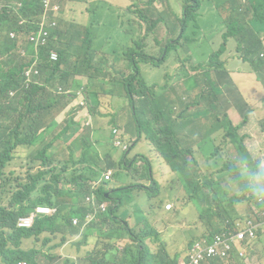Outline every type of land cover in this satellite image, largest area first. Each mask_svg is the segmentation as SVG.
I'll return each mask as SVG.
<instances>
[{
	"label": "trees",
	"instance_id": "16d2710c",
	"mask_svg": "<svg viewBox=\"0 0 264 264\" xmlns=\"http://www.w3.org/2000/svg\"><path fill=\"white\" fill-rule=\"evenodd\" d=\"M246 1V5L232 9L229 32L238 43V52L241 54L244 52L243 62L247 56H255L247 64L244 72L255 74L264 85V48L259 42L260 36L264 35V0ZM148 3L152 5L153 0ZM44 5L58 7L59 3L57 0H0V261L2 264H16L20 261L39 264L40 259L46 256L42 252L43 249L55 252L66 243L79 238L85 240L91 235H95L97 239L91 252L95 250L100 252L87 257L90 264H110L111 260V264H136L137 261L138 264H150L147 257L152 253L162 257L165 264L189 262V252L193 243L190 244L183 258L178 255L171 257L165 244L162 245L160 238L152 234L146 216L141 214L135 218L133 228L118 216L122 197L113 198L111 193L104 189V184L111 178L108 180L101 178L99 182V179L94 180L114 167L113 153L106 146L115 147L122 152L118 166L133 167L141 162L142 173L136 179L128 174L132 179L131 184L113 192L138 191L153 200L151 193L154 191L150 188L151 184L146 186L135 183V180L139 182L149 180L154 188L158 189L157 176L151 173V163L146 157L139 155L129 159L131 147L129 150L125 148L121 132L112 130L110 134L106 132V128H97L96 131L87 134L82 142L69 144L65 149L63 162H56L52 156L46 155L45 151L41 154L31 150L41 144L45 136L55 127L54 113L63 107L67 112L64 123L67 128L62 134L68 135L67 139L74 134L70 128L78 126L73 121L76 120L75 111L79 109L75 106L78 104L75 101L76 94L80 91L87 95L90 104L95 108L100 107V97L107 96L117 99L119 107L125 109L120 104L121 98H124L133 114H130L131 117L136 115L137 107L132 98L133 93L142 97L138 107L140 109H150V101L157 98L160 104H167V108L158 109L150 120L135 117L137 135L138 138L144 136L165 161L170 171L175 174L185 194L195 205L199 220L207 224L211 237L221 233L227 222L232 223L237 218L244 225L239 216L232 221L227 218L228 211L236 213L235 207L238 204L249 202L248 210L251 216L258 217L264 213V204L258 203L251 196H245L244 191L237 187L235 171L237 165L228 160L229 152L223 153L222 147L225 146L230 147L237 154L239 161L247 155L243 137L239 135V127L230 126L226 115L227 109L219 107L221 92L217 86L212 85L206 70L200 76H191L179 68L176 72L177 85L170 87L171 95L182 103L197 105L203 101L209 107L208 110L193 114H184L182 111L176 115L175 100L167 95H158L150 99L145 96L141 88L137 91L133 86L132 89H128V85L131 84L128 79L127 82L119 84L125 89V93L121 91V87L117 92L110 87L105 88L106 84L109 85L105 75L113 71L119 72L117 69L124 63L132 79L138 78V83L147 85L146 81L141 79L139 66L134 60L148 68L159 67L160 63L167 61L169 51L175 48L179 40L184 39L189 42L192 37L195 41L202 32L203 24L200 20L202 0H183L181 15H176L174 21L169 22L171 34L178 29L180 35L176 39L168 38L166 52L161 49L159 59L145 53V41L148 33L156 29L164 20L148 19L140 15L139 21L134 22L140 27L139 31L133 30L130 19L117 25L116 21H107L105 16L103 22L95 20L87 34L83 33L79 26L71 24L66 25L63 30L50 28L51 36L47 43L35 55L33 48L28 46L26 49L29 55L24 60L16 54L17 40L21 35L38 28L34 18L41 14V6ZM218 9L217 5L216 10ZM58 15L61 17L60 11ZM141 23L146 24V29H143ZM119 26L123 33H119ZM106 27L109 29L106 30ZM89 34L92 35L91 40L87 37ZM54 35H57L58 39H53ZM99 40L106 48V54L101 58L92 55L99 51ZM85 42L88 46L77 44L85 45ZM13 47L16 52H13ZM224 47V45L220 47L217 57L224 52ZM52 52L57 55L55 56L57 60L51 58ZM121 57L125 58L119 60ZM68 60L100 61L97 64H87L78 68ZM107 60H113V63L109 65ZM213 61L217 62L214 66L218 70L217 75L225 79L223 64L218 63L217 60H209L208 64ZM119 63L122 65L117 66ZM27 67H32L29 77L23 75ZM90 67L96 69L93 73L87 74L85 70ZM175 68L176 66H172V69ZM105 69L108 70L106 74L102 73ZM239 73L242 75L243 72ZM203 76L211 86L210 97L201 96ZM84 78H87L86 86L83 85ZM95 81L101 83L90 84ZM178 83H181L182 87H179ZM57 86L68 93L57 95L48 90V88L56 90ZM97 88L103 89L100 94ZM193 91H197L195 97L190 96ZM229 93L232 96L234 112L241 115L242 123H246L247 113L251 110V96L235 85ZM233 97L244 99V104L242 101H234ZM63 102L64 105H61ZM48 109L51 110L47 117L44 120H37ZM122 111L111 114L114 117L127 114ZM202 117H213L214 126L210 129L201 121ZM261 130L264 133L263 122H261ZM97 131H101L103 136L96 137ZM219 132H224L225 135L222 136ZM59 137L56 136L53 140ZM23 149L30 150L29 153L24 152L21 156L26 168L24 184L18 181L19 178L14 172H7L16 152ZM199 158L203 160L204 168L199 165ZM38 166H43L41 171L28 175L30 169ZM208 169L216 170L217 181L210 179V175L207 174ZM19 175L22 177V174ZM230 189L236 191L239 196L230 198ZM87 197H90L93 203H104L107 211L104 214H97L95 219L85 225L88 216L93 215V205L91 201L86 202ZM41 206L55 211L49 215L37 216L31 228H21L20 220L31 214L36 207ZM73 218L79 220L77 226L72 225ZM261 238L258 232L246 246L244 264H249L254 246ZM123 240L127 243L120 246L119 243ZM25 241H30L29 248H24ZM156 243H159L158 248L153 252L149 244ZM152 264H158L157 257Z\"/></svg>",
	"mask_w": 264,
	"mask_h": 264
},
{
	"label": "rangeland",
	"instance_id": "374dc122",
	"mask_svg": "<svg viewBox=\"0 0 264 264\" xmlns=\"http://www.w3.org/2000/svg\"><path fill=\"white\" fill-rule=\"evenodd\" d=\"M60 7H61V19L59 21V28L62 30L68 24L79 26L82 29V32H86V28L90 26L91 18L97 21H102L104 16L107 21L113 20L117 22V25L121 24V22L127 21L130 19L132 21L133 30L139 31V26L134 23L138 21L139 15H144L150 19H157L163 18L165 20H173L174 14L180 15L181 7H182V0H153L154 3L152 6L148 5L150 0H128L117 2V0H57ZM218 0H203V10H202V20L206 23V28L204 30L203 36H201L199 42L197 44H192V52L188 53L186 49V45L184 42L181 41V44L176 51H172L165 63H160L159 67H151L148 68L144 65L138 63L139 66L141 79L146 81L147 85H143L138 83V78L132 79L130 77V71L125 66V63L117 69L119 72H109L105 75L106 82H109V85H105L106 87H110L113 91L117 92L124 82L130 81L131 84L128 85V89H132V86L135 91L139 90L140 88L144 90L145 96L148 98H153L158 95H167L171 97L176 102V107L174 112L176 115L180 114L182 111L184 114H193L195 112H200L203 110H208L209 107L203 101L199 102L197 105H186L173 97L170 93V85L175 84V75L179 68L182 66L184 67L185 71L189 74H195L199 68H195L199 63H204L208 60V57L214 52L215 49H218L220 43L223 42L222 35L226 32L227 27V20L226 16L227 13L225 9L229 6V2L226 0L221 1V9L219 11L220 20L213 19L210 14L208 13L212 4L216 3ZM244 4V3H243ZM119 33H123L124 31L120 28L118 29ZM168 27L164 23H160L155 31H151L148 33L146 38V52L151 56L159 59L160 58V51L164 47L167 39ZM54 39H58L57 35L53 36ZM259 42L261 43L262 47L264 48V35L260 36ZM83 47L88 46L85 42V45L82 43H77ZM100 48L97 54H92L97 56L98 58L103 57L106 54V48L102 45L101 41L99 40ZM245 51V49H244ZM13 52H16L13 47ZM17 54V53H16ZM189 54L193 55L192 60H188ZM244 52L241 54L240 60L244 58ZM255 56H247L244 63L241 65L239 62L234 60H224L225 65L223 67V72L226 75V79H221L217 73L218 70L214 68L216 65V61L210 62L207 65V74L212 83V85L217 86L219 91L221 92L220 99V108H226V115L229 118L230 126L233 123L234 117V110L232 108L233 100L232 96L229 93L232 87L234 86V82L237 78L244 79L243 76H238L236 73L244 72L246 69L247 63L251 62ZM57 60V57L54 58ZM71 64L78 68H82L87 64H97L100 60H68ZM111 61V60H110ZM172 66H176L175 69H172ZM205 71V70H204ZM251 76L247 77L244 80H240L239 86H242L240 90L245 94L250 93L251 96H254L252 92L246 90V83L250 80ZM101 83V81H95L90 84L97 85ZM123 93H125V89L123 87L120 88ZM98 93L100 94L103 89L97 88ZM153 94H151L150 92ZM212 95L211 86L208 83L207 79L203 76L201 80V96L210 97ZM133 101L136 107V115L131 117L132 114L130 108L121 109L118 105L119 101L117 99H112L111 97L101 96L100 97V107L95 108L90 104V101L83 91H80L76 94V100L78 104L75 106L78 111H75L76 120L80 121L83 119L82 123H78V126H71L70 130L74 131V134L71 135L68 139V135H63L62 131L66 129L64 125V121L67 118V112L65 111L63 115L58 113L56 115L55 127L45 136L44 141L33 147L31 150L38 151L42 154L45 151L46 155L52 156V158L56 162H63L65 161V149L69 144H75L82 142L87 134H91L94 130L96 131L97 128H106V132H110L113 129H117L122 134V139L125 144L131 147V152L129 155V159L134 157L135 155H139V157L143 156L146 158L151 159L152 164V175L153 173L157 176L158 182V189L154 188L153 184L149 180L145 181H136V184H144L146 186H150L154 191L151 193L152 199L154 201L159 200L160 197H166L167 195L173 196V201L166 202L163 201L160 205L162 211L168 215L167 219H162V221L152 223V228L154 229L155 233L160 238V243L163 245L165 244V248L171 257L178 255L180 258H183L186 254L187 249L189 248L190 244L194 241L203 238L209 237L210 231L208 230L207 224L203 223L199 220V214L196 210L195 205L190 201L189 197L185 194L183 187L181 186L180 182L178 181L177 177L169 170L168 166L165 162L158 156V154L153 150H150V145L143 141L142 138H138L137 129H136V120L135 117L141 120H150L152 119V115L160 108H167V104L159 103L158 98L153 99L150 101V109H140L139 101L142 99L136 93L132 95ZM124 103L128 107L127 101L124 98ZM234 101L239 102L242 101L244 104V99L239 100L234 98ZM64 105V102L63 104ZM263 103L261 104V108L258 109L256 102H252L251 109L262 110ZM56 107V106H55ZM53 107V108H55ZM51 108V109H53ZM46 110L45 114L39 116L37 120H44L48 112L51 110ZM120 110H123L127 114L119 115V117H114L111 113H117ZM133 115V114H132ZM262 116H264V112H262ZM231 117V118H230ZM201 121L209 126L211 129L214 126V118H205L202 117ZM264 123V118L262 119ZM241 123V117L239 121L235 122V125ZM258 121L253 120L250 126L247 124L240 130V135H243L244 132L252 133L258 132ZM234 124V123H233ZM109 134V133H108ZM111 134V132H110ZM220 135L224 136V132H219ZM99 135L103 136L101 131L96 132V137ZM60 136L58 139L53 140L54 137ZM134 139V140H133ZM200 138H198L199 140ZM136 142V143H135ZM250 148L247 151V154H251L254 158H264V134L260 135L259 141L257 143L247 144ZM29 147V146H25ZM113 147V146H112ZM107 149L111 150L113 153V162L114 167L111 168L112 171V178L109 182L104 184L105 190H112L114 188L124 187L131 184V180L128 176L130 175L131 178L136 179L139 174L142 173V163L139 162L133 166L127 167H120L118 163L122 156L121 150L113 147L106 146ZM223 153L229 152L230 157L228 160L233 161L237 166L239 165L240 161L238 160L237 154L230 148L223 146ZM29 153L30 150L23 149L18 150L16 152V156L12 161L11 165L7 169V172H14L16 177H18V181L24 184L26 182L25 171L26 168L24 163L21 161L22 154ZM199 165L204 168L203 160L201 158L198 159ZM43 166H38L32 168L28 171V175L36 174L38 171H41ZM19 174H22L20 177ZM129 174V175H128ZM207 174L210 175V179L215 181L218 180L216 175L215 169H208ZM27 175V177H28ZM94 179V180H98ZM149 188V189H150ZM158 193V195L154 198V196ZM113 197H117L119 192L111 193ZM244 195L250 197V194L244 192ZM122 196L124 197L125 205L128 207H132L134 210L140 209L148 201L147 196L145 193H139L138 191L127 192L123 193ZM239 194L230 189L229 197L230 198H237ZM171 205V209L167 210L166 206ZM125 208V210L128 209ZM249 207V202H243L242 204L236 205V213L228 211L227 218L232 221L239 215L245 213ZM158 214V213H157ZM158 216V215H157ZM212 218V216H211ZM207 220V217H206ZM164 222V223H163ZM131 226L134 225V222L131 221L129 223ZM138 230V229H136ZM148 240V239H147ZM152 240V239H149ZM31 245L30 241H25L24 248H29ZM89 247V240L83 243V248L87 249ZM149 248L155 252L158 248V243L156 244H149ZM45 255L50 254V250L43 249L42 251ZM100 250H95L91 252L89 256L96 255ZM157 257L158 264H165L162 257L156 256V253L150 254L147 259L150 260V264L154 261ZM55 258H58L55 255ZM112 262V260H111ZM138 264V261L136 262ZM249 264H264V238H261L258 243L255 244L253 252L251 253Z\"/></svg>",
	"mask_w": 264,
	"mask_h": 264
},
{
	"label": "built area",
	"instance_id": "2783aa9c",
	"mask_svg": "<svg viewBox=\"0 0 264 264\" xmlns=\"http://www.w3.org/2000/svg\"><path fill=\"white\" fill-rule=\"evenodd\" d=\"M42 9V15L38 20H36L38 28L21 35L17 40V47L22 58H27V52L24 48L25 43L31 44L35 52H37L47 43L48 38L51 36L50 28L57 27L58 19L60 18L58 15L60 7H50L48 5H44L42 6ZM50 56L54 60L55 56L57 55L52 52ZM31 72L32 67H27L24 70L23 75L25 74L27 77H29ZM114 130L119 131L117 129ZM125 148H128L126 144ZM111 175L112 172L107 171L101 176V178L108 180L111 178ZM101 178H99L98 182L101 180ZM86 202H90L91 205H93V215L88 216V220L86 221L85 225H87L91 220L95 219L97 214H103L107 211L106 205L104 203H93L90 197L86 198ZM166 209L170 210L171 205H167ZM54 211L55 209H50L44 206L36 207L31 214L20 220L19 226L22 228H30L37 216L49 215ZM241 218L244 225L239 219H237L234 227H226L221 234L216 235L211 240L202 238L195 241L189 252L188 264H203L208 260L216 259L227 261L230 259L233 250H236L241 260L244 261L246 258V246L254 239L258 232L260 233L261 237H264V213L260 214L258 217H255L251 216L248 212ZM78 224L79 220L77 218H73L72 225L77 226ZM18 264L26 263L20 262Z\"/></svg>",
	"mask_w": 264,
	"mask_h": 264
},
{
	"label": "crops",
	"instance_id": "0c3cea01",
	"mask_svg": "<svg viewBox=\"0 0 264 264\" xmlns=\"http://www.w3.org/2000/svg\"><path fill=\"white\" fill-rule=\"evenodd\" d=\"M82 1H85V0H82ZM121 1H125V0H117V2H121ZM229 1L232 2V1H238V0H229ZM235 48H236V45L234 44V42H232V41L229 42L228 45H227V49H226L224 55L222 56L221 60H223V61L224 60H234L236 62H239L242 65L244 62H242L240 60L239 54H237L235 52ZM224 65H225V62H224ZM95 69H96L95 67H90V68L86 69L85 72L87 74H89L91 71H94ZM236 74L238 76H243L244 79H246L247 77L251 76L250 80L246 83V90H248V91L253 93L254 96H251L250 93H248V94L251 96L252 102H256V104L258 106V109H260L261 108V104L263 103V105H264V92L262 90L261 84L256 81V75L255 74H249V73H246V72H243L242 75H239L240 74L239 72L236 73ZM224 75H225V73H224ZM225 79H226V75H225ZM244 79H242L240 77L237 78L236 79L237 82L236 83L234 82V85L236 87H238V88H241L242 86H239V82H240V80H244ZM84 80H85V83L83 85L86 86L87 85V79L84 78ZM120 104L125 109H127V107L124 104L123 100H120ZM65 111H64V107L61 108L60 110L56 111L54 113L55 119H56V115L58 113L61 112L60 114L63 115ZM262 112H264V106H263V109L261 111L260 110L254 111V109H251L250 113L248 115V121L246 123H242V117H241V115L239 113L236 112V113H234V116H232V117H234V119H233V123L234 124L232 123V125L235 126V127H239V134H240V130L246 124H247V126L248 125L250 126V124H252L253 120H257L258 121V123H257V125H258V130L257 131L258 132H254V131L252 133L244 132V134L241 135L243 137V141H244V144L246 146L247 151L250 150V148L247 146V144L257 143L259 141L260 135L263 134V132L261 130V122H262V119L264 118V116H262ZM240 117H241V123L238 124V125H235V122L239 121ZM73 122L76 125H78V123H82L83 122V119L81 120V122L78 121V120H75ZM63 123H66V122L64 121ZM192 125H194V124H192ZM195 129L197 131L196 127H195ZM143 141L148 143L145 140V138L143 139ZM149 148H150V150L154 149L151 146ZM149 161L151 163V159L150 158H149ZM151 173H152V171H151ZM124 187H126V186H124ZM234 187L236 188V185ZM119 188H123V187H119ZM119 188H114L112 190L119 189ZM109 192L112 193L111 190ZM113 193H116V192H113ZM123 193H125V192L121 191L117 195V197H119V196L122 197V205L120 207L118 216L120 218L126 220V222L131 223V221L134 222L135 218L139 217L142 214L143 216H146L148 225L151 227L152 234L153 235H157L155 233L154 229L152 228V223L151 222L153 220H154V222L162 221V219L164 220V219L168 218V215L165 214V212L162 211V208H161L160 204L162 203V201H166V202L173 201V196L167 195L165 198L164 197H160L159 200H157V201H154V199L150 200L148 198V201L145 204V206H143L140 209L134 210L132 207H128L127 205H125L124 197L122 196ZM111 196H112V194H111ZM117 197H113V198H117ZM127 207H128V209L124 211V209L127 208ZM131 227L133 228L134 226H131ZM87 240H89V247L87 249H84L83 248V243L85 241H87ZM96 240H97L96 236L95 235H91L85 240L79 238V239H77V240H75L73 242L66 243L60 250L55 251V252H51L50 251V254H46L45 257L40 259L39 264H90V262L87 260V257H88V254L94 249L95 244H96ZM126 243H127V241L123 240V241H121L119 243V245L120 246H124ZM55 255H57L58 258H55ZM0 264H2L1 261H0ZM206 264H244V262L239 260L237 255L234 254L233 255V259L231 261H229L228 263H222V262H219V261H215V262L206 263Z\"/></svg>",
	"mask_w": 264,
	"mask_h": 264
},
{
	"label": "clouds",
	"instance_id": "9594fccd",
	"mask_svg": "<svg viewBox=\"0 0 264 264\" xmlns=\"http://www.w3.org/2000/svg\"><path fill=\"white\" fill-rule=\"evenodd\" d=\"M125 1H127L128 2V0H125ZM151 1V0H150ZM206 1H209V0H206ZM227 2H229V6L225 9V12L227 13V16H226V20H227V27H226V32L222 35V40H223V42L222 43H220V46H219V48L218 49H215L214 50V52L208 57V60L206 61V62H202V63H199L195 68H199L198 69V71L195 73V74H193V75H191V74H189L187 71H185V69H184V67L182 66L180 69L181 70H183L185 73H187V74H189V75H191V76H194V75H197V76H200L201 75V73L204 71V70H206L207 69V65H208V62H209V60H217L218 61V63H221V64H223L224 65V61L223 60H221V58H222V56L224 55V53H225V51H226V49H227V45H228V43L229 42H234V44L236 45V48H235V52L237 53V54H239V57H241V53L240 52H238V50H237V48H238V43H237V41H236V39H235V37H233L232 36V34L229 32V27L231 26L230 25V20H231V18H232V9L233 8H238V7H242V6H244V5H246V3H247V1L246 0H238V1H229V0H226ZM202 2H203V0H202ZM119 3V2H118ZM153 3H154V1H153ZM153 3H152V5H153ZM244 3V4H243ZM148 5L149 6H152L151 4H149L148 3ZM219 6V9L218 10H216V6ZM20 5H18V7H19ZM59 7H60V5H59ZM182 7H183V0H182ZM182 7H181V12H182ZM41 8H42V6H41ZM220 9H221V1L220 0H218L216 3H214V4H212L211 5V7H210V9H209V11H208V13L210 14V16L213 18V19H215V20H220L221 18H220V15H219V11H220ZM202 10L203 9H201L200 10V20L202 21V24H203V26H202V32H201V34L195 39V41H193L192 40V37H191V39H190V41L189 42H186L184 39H181V40H179L178 42H177V44L175 45V48L174 49H172V50H170L169 51V53H171L172 51L174 52V51H176V49L180 46V45H182L181 44V41H183L184 42V45H186V49L188 50V53H191L192 52V48H191V45L192 44H197L198 42H199V40H200V38H201V36H203V34H204V30H205V28H206V23L202 20ZM42 12H43V9H42V11H41V14L37 17V18H34L35 20H38L39 18H40V16L42 15ZM60 12H61V7H60ZM181 12H180V15H181ZM62 13V12H61ZM141 15V14H140ZM139 15V16H140ZM177 14H174V19H175V16H176ZM180 15H178V16H180ZM61 16H62V14H61ZM141 16H143V17H146V16H144V15H141ZM148 18V17H147ZM60 19H61V17L58 19V23H57V27L55 28V29H60L59 28V21H60ZM148 19H150V18H148ZM158 19V18H157ZM159 19H163V18H159ZM174 19L173 20H165V19H163L164 21L163 22H161V23H164V24H166V26L168 27V33H167V39H166V42H167V40H168V38H173V39H176L177 37H178V35H180V32H179V30L177 29V30H175L174 31V33L173 34H171V30H170V25H169V22H172V21H174ZM138 21H139V18H138ZM137 21V22H138ZM94 22H95V20L94 19H92L91 18V23H90V26H88L87 28H86V34L88 33V29L90 28V27H92L93 25H94ZM142 24V26H143V29H146V24H144V23H141ZM160 24V23H159ZM158 24V25H159ZM72 25V24H71ZM74 26H76V25H74ZM157 28V27H156ZM109 28L108 27H106V30H108ZM63 30V29H62ZM156 29H154L153 31H155ZM151 32V31H150ZM87 37H88V39H92V35H87ZM226 37V38H225ZM146 44V43H145ZM225 46L224 47V52L222 53V54H220L218 57H217V53H218V51H219V49H220V47L221 46ZM28 46H31L32 48H33V46L31 45V44H28V43H25V45H24V48H25V50H26V52H27V47ZM165 46H166V43H165V45H164V47L162 48L165 52H166V50H165ZM147 47V46H146ZM146 47H145V53L147 54V55H150V54H148L147 52H146ZM33 50H34V48H33ZM38 52V51H37ZM37 52H35V50H34V54L33 55H35V54H37ZM17 54L19 55V57L20 58H22L21 56H20V54H19V49H18V47H17ZM29 54H28V52H27V56H28ZM125 57H121L119 60H123ZM192 58H193V55L192 54H189V56H188V60H192ZM22 59H24V60H26V58H22ZM108 62H109V65H111L112 63H113V60H107ZM242 62H243V60H241ZM248 64V63H247ZM120 65H122V64H117V66H120ZM96 68H97V66H96ZM94 71H91V73H93ZM102 73H108V70H104ZM99 74V73H98ZM177 75V74H176ZM176 75H175V84L174 85H170V87H175L176 85H177V79H176ZM87 79V78H86ZM256 81L257 82H259L260 84H261V86H262V90H263V92H264V85L262 84V82L261 81H259L258 79H257V76H256ZM178 86L179 87H182V84L181 83H178ZM48 90L49 91H51V92H53V93H56L57 95H61V94H64V93H68V91L67 92H63V90L60 88V87H58L57 86V88H56V90H52V89H50V88H48ZM196 94H197V91H193L191 94H190V96L191 97H195L196 96ZM128 108V107H127ZM249 113H250V111H249ZM249 113H247L248 115H249ZM248 115H247V118H248ZM114 130V129H113ZM264 134V133H263ZM240 135V134H239ZM241 136V135H240ZM144 137V136H143ZM136 143V142H135ZM243 143H244V141H243ZM127 145V144H126ZM150 145V144H149ZM151 146V145H150ZM244 146H245V144H244ZM127 149L129 150V146L127 145ZM152 147V146H151ZM245 148H246V146H245ZM246 151H247V149H246ZM148 159V158H147ZM149 160V159H148ZM165 162V161H164ZM166 164V163H165ZM151 166H152V164H151ZM169 168V167H168ZM107 171H111V169L110 170H107ZM106 171V172H107ZM236 182H237V187L240 189V190H242V191H244V192H246V193H248V194H250V196L252 197V198H254L258 203H261V204H264V158L263 157H261V158H259V159H257V158H254V157H252V155L249 153V154H247L246 156H244V157H242L241 158V160H240V163H239V165L236 167ZM112 172V171H111ZM105 173V172H104ZM103 173V174H104ZM102 174V175H103ZM174 174V173H173ZM101 178V177H100ZM111 178H112V175H111ZM116 190V189H115ZM108 191H110V190H108ZM111 192H113V190H111ZM118 198V197H117ZM249 212V210L247 209V211L245 212V213H243V214H241V215H239V217L241 218V217H243L245 214H247ZM104 214V213H103ZM238 219V218H237ZM237 219L236 220H234L232 223H229V222H227L225 225H224V227H223V230H222V232L225 230V228L226 227H234V225H235V223H236V221H237ZM130 225V224H129ZM32 227V226H31ZM30 227V228H31ZM22 228V227H21ZM24 229H29V228H24ZM221 232V233H222ZM221 233H219V234H221ZM219 234H215L214 236H210V234H209V237L207 238V237H203V238H206V239H208V240H211L213 237H215L216 235H219ZM262 238H264V237H262ZM200 239H202V238H200ZM199 240V239H198ZM197 241V240H196ZM195 242V241H194ZM193 242V243H194ZM159 244V243H158ZM234 254H236L237 255V257H238V259L239 260H241V258L239 257V255H238V252L236 251V250H233L232 251V253H231V257H230V259L229 260H227V261H221V260H218V259H216V260H208V261H206V262H204L203 264H206V263H212V262H215V261H219V262H222V263H228L229 261H231L232 259H233V255ZM241 261H243V260H241ZM20 262H24V263H26L27 264V262H25V261H20ZM20 262H17L16 264H18V263H20ZM244 262V261H243Z\"/></svg>",
	"mask_w": 264,
	"mask_h": 264
}]
</instances>
